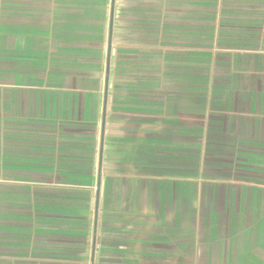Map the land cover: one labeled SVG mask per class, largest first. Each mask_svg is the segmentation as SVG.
Returning <instances> with one entry per match:
<instances>
[{"label": "crops", "instance_id": "0c3cea01", "mask_svg": "<svg viewBox=\"0 0 264 264\" xmlns=\"http://www.w3.org/2000/svg\"><path fill=\"white\" fill-rule=\"evenodd\" d=\"M0 264H264V0H0Z\"/></svg>", "mask_w": 264, "mask_h": 264}]
</instances>
